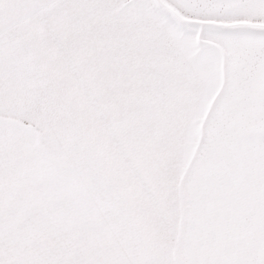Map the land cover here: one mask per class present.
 Segmentation results:
<instances>
[{"label": "snow or ice", "instance_id": "snow-or-ice-1", "mask_svg": "<svg viewBox=\"0 0 264 264\" xmlns=\"http://www.w3.org/2000/svg\"><path fill=\"white\" fill-rule=\"evenodd\" d=\"M0 264H264V0H0Z\"/></svg>", "mask_w": 264, "mask_h": 264}]
</instances>
